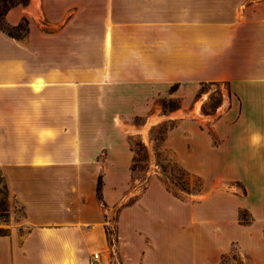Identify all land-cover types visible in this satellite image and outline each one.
<instances>
[{"label": "crops", "instance_id": "0c3cea01", "mask_svg": "<svg viewBox=\"0 0 264 264\" xmlns=\"http://www.w3.org/2000/svg\"><path fill=\"white\" fill-rule=\"evenodd\" d=\"M39 12L23 39L0 29V174L24 229L0 234V264H88L94 251L218 264L233 245L264 264V0H40ZM203 85L227 96L209 126L187 120V171L205 196L177 198L152 178L129 192L128 131L152 125L161 99L179 100L174 115L197 111ZM128 197L111 254L107 226Z\"/></svg>", "mask_w": 264, "mask_h": 264}, {"label": "rangeland", "instance_id": "374dc122", "mask_svg": "<svg viewBox=\"0 0 264 264\" xmlns=\"http://www.w3.org/2000/svg\"><path fill=\"white\" fill-rule=\"evenodd\" d=\"M32 0H0V29L10 36L23 39L27 32L29 18L35 17L39 12L40 0H37L35 13L29 11ZM23 13L21 21L16 26H11L5 21V14L10 10ZM18 11V12H17ZM208 92L203 98L199 108L194 111L187 106L178 114H172L179 107L178 99H161L159 116L152 125L147 124L138 132L128 131L129 145L133 150L132 174L128 179V190L137 191L146 187L147 181L154 179L156 186H162L171 195L180 199L197 200L205 196L204 182L199 174L187 171V120H196L209 126L214 120L220 118L227 107L226 91L218 85H203L199 88L197 96ZM196 98V97H195ZM193 100H196L193 98ZM191 111V113H189ZM139 118L137 122H143ZM181 127L178 135L169 136V131L174 127ZM216 139L213 140L216 143ZM212 188L241 194L238 185L231 180H212ZM133 197L123 200L121 206L112 212V223L107 226L109 239L108 253L113 252L114 220L118 210L129 205ZM189 210L187 207L182 211ZM159 210L156 216H159ZM210 213V209L208 211ZM23 211L20 205L9 193L5 180L0 174V234H7L11 228H18L24 233L20 222ZM238 219L241 224H247L250 217L245 209H240ZM111 244V245H110ZM109 256V255H108ZM218 264H251L248 255L242 253L236 245L230 252L221 256Z\"/></svg>", "mask_w": 264, "mask_h": 264}, {"label": "built area", "instance_id": "2783aa9c", "mask_svg": "<svg viewBox=\"0 0 264 264\" xmlns=\"http://www.w3.org/2000/svg\"><path fill=\"white\" fill-rule=\"evenodd\" d=\"M115 261L110 260L108 257H104L100 252L94 251L90 254L88 264H115Z\"/></svg>", "mask_w": 264, "mask_h": 264}, {"label": "bare ground", "instance_id": "6f19581e", "mask_svg": "<svg viewBox=\"0 0 264 264\" xmlns=\"http://www.w3.org/2000/svg\"><path fill=\"white\" fill-rule=\"evenodd\" d=\"M37 3V0H32V5H31V7H30V11H32V12H34L35 13V4Z\"/></svg>", "mask_w": 264, "mask_h": 264}]
</instances>
